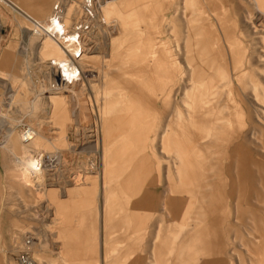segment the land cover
Listing matches in <instances>:
<instances>
[{
  "label": "rangeland",
  "instance_id": "obj_1",
  "mask_svg": "<svg viewBox=\"0 0 264 264\" xmlns=\"http://www.w3.org/2000/svg\"><path fill=\"white\" fill-rule=\"evenodd\" d=\"M50 1L48 11L30 22L0 1V76L6 87L4 94L0 87V122L8 123H0V143L9 130L20 138L21 130L29 126L56 142L53 149L39 144L30 150L54 152L57 157L47 166L46 185L29 188L20 180L16 161L27 162L28 152L13 148L10 141L0 147V264H19L17 256L27 235L37 243L30 246L34 264H51L50 258L59 264L65 243L78 244L70 252L72 264H264V16L249 0H224L222 8L241 49V66L235 69L222 48L216 19L203 1L205 15L197 25L205 36L202 42L208 44L209 68L201 79L214 84L203 93L210 103L201 108L191 87L192 69L186 65L183 0H171L172 7L169 0H133V6L121 9L115 36L100 13L108 1L104 0L99 9L104 24L100 30L90 25L88 30L94 33L83 42L88 49L87 58L80 61L84 77L65 90H57L58 75L50 69L53 62L35 59L37 45L45 37L34 31L35 21L43 22L59 2L75 22L81 0ZM173 16L180 19L177 42ZM206 24L216 29L219 42L210 43ZM26 26L31 40L21 32ZM6 48L12 56L10 63H4L10 65V73L1 69ZM34 51L37 57L29 54ZM162 51L169 52L166 65L174 79H166ZM105 89L112 93L103 95ZM75 93L93 104L83 121H77L70 100ZM51 95L60 102V110L47 102ZM106 101L114 107L112 117H126L129 122L112 127L120 151L110 174L111 190H122V201L103 225L102 216L108 212H102V133L94 113ZM77 127L80 135L75 133ZM61 130L66 131L67 143L58 140ZM89 144L99 154L88 153ZM78 146L82 149H75ZM176 149L182 156L185 151L190 163L182 175ZM140 193L150 197L151 205L133 206ZM127 196L132 197L129 206ZM166 200L169 215L162 210ZM196 210L205 212L200 220ZM180 223L188 226L173 240L174 253L168 257L167 244ZM201 231L207 240H192ZM187 241L180 261V249ZM83 242L90 248L87 254Z\"/></svg>",
  "mask_w": 264,
  "mask_h": 264
},
{
  "label": "bare ground",
  "instance_id": "obj_2",
  "mask_svg": "<svg viewBox=\"0 0 264 264\" xmlns=\"http://www.w3.org/2000/svg\"><path fill=\"white\" fill-rule=\"evenodd\" d=\"M0 1L5 3L7 6H10L12 10L17 11L19 15H21L25 20L29 22L31 20L27 18L25 14L29 15L31 18H35V16L39 15L38 13L43 12L45 10V8H42V7H37L33 10L16 8L13 4H11L7 0H0ZM103 1L104 0H86V1L81 0L80 12H75V14L73 15L75 22L71 21L72 15L67 16L66 6H64L63 4L59 2L53 4L51 12L49 13L48 17H46V19L43 20V22L35 21L34 31L35 32L41 31L43 35H45V37L47 38L45 39L44 37V40L42 38V40L37 45V54H38L37 59L44 61V60H47L46 57H49L48 58L49 60L50 59L57 60V63H53V65H51L52 71L57 72V75H58L57 77L58 81L56 82V85L60 88L57 90H65L67 88V84L72 85V88L76 87L78 83L82 81V78L84 77V74L82 73L83 69H81L80 61L85 60V57L87 58L86 51L88 49L84 47L83 42L85 41V39L88 38L89 34L91 36V34H93L94 32L91 31L92 28L91 30H85L84 28H82V30L77 31L76 26L81 25V27H83L86 23H89L91 27L96 26L97 29L100 30L102 28L101 26H103L104 24V19L100 16L99 9L101 5L104 3L100 13L105 19H108L107 21L108 28H111V34L114 35L120 24L119 23L120 19L118 17H119V14L121 13V9L123 10L129 9L131 6L134 5L133 0H108L106 2L105 1L103 2ZM183 1H184L183 14L185 15L184 17H186L185 18L186 20L185 50L187 54L186 65L192 69V77H191L190 82H191L192 89L196 90L195 96H196V100L198 101V105L201 108H205L210 103V101L208 100L207 97L203 96V93L206 92L205 90L208 86L212 87L214 82H209V85H207L201 79L204 75H206L207 69L209 68V65L206 64V62L209 59L208 58L209 50L207 49L208 44L206 42H202L203 40H205L204 39L205 36H204V33L200 31L201 27L197 25V23H199L200 20H202V18H204L203 16L205 15V14L203 15V12H205V10L203 9L204 8L203 1L207 2L208 8L206 11H208L209 14L215 17L216 19L215 21L216 26L219 29V33L223 36L224 47L222 48L225 49L226 56L228 59H230L235 69H238L241 66L240 60H238L241 49L238 47L239 45L237 46L239 41L237 42L235 38L236 32L234 31V26H232V23L229 22L228 17L226 16L225 8H222L223 6L222 4L224 0H183ZM249 1H251L255 5V10L257 11V13L259 15L264 16V0H260V1L259 0H249ZM87 3L89 4L88 9L91 11L92 17L87 16L88 12L84 8V6H87ZM35 13H37L38 15ZM172 18H173L172 25L176 33L178 34V38L176 39V42H177L180 40V36H181L180 33H182L179 30L180 19L174 16ZM228 22L231 24L230 27H227ZM203 27L209 30L211 29V27H208L207 24L203 25ZM0 28H1V24H0ZM21 32L23 35H25V33L27 34L26 38H30V40L32 39L29 33L30 30L28 29V26L22 28ZM61 32L62 34H64L65 32V34L62 36ZM210 32H211V35L209 36L212 39L210 43H212L213 41L219 42L220 37L218 33H216V29H211ZM134 34L135 32L133 33V36H135ZM133 36L128 40V42L129 41L131 42V40L133 39ZM246 36L251 37V35L247 33H246ZM63 38H67L66 43L64 42ZM112 41L113 42L115 41L114 37H112ZM253 42L254 41L252 40V44H251L252 48L254 47ZM0 45H1V39H0ZM166 51L161 52L160 58L163 63L162 65L165 67L164 70L167 71L166 79L170 80L173 78V75L169 72L170 67L166 65L169 63V61L166 59L168 58L167 56L169 52H166ZM62 53H64L65 55L64 59L62 57L60 59V55H62ZM3 54L5 57L4 63H8V62L10 63V58L12 56L7 51V48H6V51L3 50ZM222 54L224 56L223 51H222ZM59 60H63V61L58 62ZM197 79H199L198 81L199 83L196 84L195 80ZM10 89L11 88L8 87L6 91V93L9 96H10ZM111 93L112 92L110 90L105 89V91L102 94L109 95ZM262 96H263L262 98L264 99V93ZM55 97L56 96L51 95L46 98H47V102L50 105L54 106V109L58 111L62 107L58 100L52 99ZM10 98H12V95ZM78 98H79L78 93H75V95L72 96L70 100L74 101V104H75V105L73 104L74 108L77 109L75 110L78 113L77 121H83L86 118L85 111L86 110L90 111V108L93 106V104L87 97H83L81 99H78ZM145 102H144L145 104L144 106L146 108H151L150 107L151 103L149 102L145 103ZM109 103H107L106 101V104H103V106H101L100 112L97 113L95 111L94 113L95 123H97L98 130L100 128V133H102L101 157L103 159V165H104V169L102 172L104 183L102 184V186H103V189H105V193H103V197H102L103 198L102 212L103 210H107L109 214L108 215L104 212L105 214L104 215L102 213L103 214L102 216L103 225H105L111 220L110 213L113 211L115 206H119V203H121L122 201V197H121L122 190L120 189L118 190L117 188L111 190L112 189L111 186L113 184V181H112L113 177L110 176V174L113 172L112 170L114 167L113 164L115 162V158L118 156V153L120 151V149H118L119 147L116 148L114 145L115 140H113V138L116 133H114V130L112 129V127L114 128L119 125H125L129 122L128 118L126 117H118V116L112 117L113 115L111 113H113L114 107H112L113 105ZM3 122H5V126L8 124L7 121H3ZM3 122L2 123L0 122V123L3 124ZM78 129L79 128L77 127V129L75 130V133L80 135ZM65 132L66 131L61 130V132L59 133L60 137L58 140L67 143L68 139H67V135L65 134ZM208 136H211V133L208 132ZM163 139L164 141H166L167 134L164 133ZM6 141L7 142L10 141L12 147L17 149L18 151L20 150L27 151L28 152L27 157H31L29 158L27 162H23V161L19 162L18 160H16L17 163H19V165L21 166L20 180L22 181V183L25 184L29 188L32 186L35 188H38L40 186H45L46 184L44 182H45L46 171L48 170L47 166H52L53 162L56 160L57 157L54 152L53 153L33 152L32 150H30V147H37V145L39 144L41 145L46 144V146L53 149V148H56L55 147L56 142L54 141L52 142L51 140L46 138L43 134L39 133L37 130L29 126H26V128L21 130L20 138L19 137L17 138V135L13 134L12 130H9L6 134V138L4 139V141L0 143L1 148H4L3 144ZM75 141L77 142L78 139ZM112 148H114V150H112ZM75 149L81 150L82 148L78 146ZM87 152L88 153L93 152L95 154H99L98 150L95 147H93L91 144L88 145ZM186 156L187 155L185 151H184L183 156L182 154H180V152H178V150H177V153L175 154L177 162L180 164L178 168V175H182L183 172L184 171L186 172L188 170V167L190 166V163L186 162ZM138 196L139 198L136 199L133 203L131 202L132 197L127 196L124 200L125 204L128 205L129 203H132L134 207L139 206V205H141V207H148V204H150V202L148 201L150 200V197H148L146 194H141V193L138 194ZM170 200L171 198L169 199V201ZM166 203H168L167 200L163 202L162 210L165 211L167 215H169L170 210L167 208ZM120 208H122V205ZM185 212L189 214L188 211H185ZM194 214H196V216H198L197 219L200 220L205 214V212L204 211L202 212V210L200 211L196 210ZM130 218L131 217L128 216L127 218L128 223H130ZM187 226L188 224L184 225L181 223L178 225L177 233L171 239L172 242L167 244L168 257L170 254L174 253V252L172 253V251H174L175 249L174 241L177 239L178 235H180L182 232H185V229ZM192 240H197L198 242L201 243L207 240V237L205 233H202L201 231V233H199L198 235L193 236ZM188 242L189 241L185 242V245L180 249L179 258H178L180 261L183 260V255L186 249L188 248ZM103 243H107L105 238H104ZM36 244H37L36 242H32L30 245L31 248L34 247ZM75 246L78 247V244L76 243H72V244L65 243L64 244V249L63 251L60 252L59 254L60 257L57 258L59 264H72L69 262L70 261L69 256H70L71 251H75L78 249V248L76 249ZM82 247H84L85 249V254L90 252V248L86 247V242H83ZM53 261L54 260L50 258L49 263L52 264Z\"/></svg>",
  "mask_w": 264,
  "mask_h": 264
},
{
  "label": "crops",
  "instance_id": "obj_3",
  "mask_svg": "<svg viewBox=\"0 0 264 264\" xmlns=\"http://www.w3.org/2000/svg\"><path fill=\"white\" fill-rule=\"evenodd\" d=\"M7 1H9L11 4H13L16 8H22V9H30V10H33V9H35V8H37V7H42V8H45V9H47L46 10V12L48 11V9H49V7L51 6L50 5V3H51V1L50 0H7ZM59 1V0H58ZM61 1V0H60ZM170 2H169V4H170V7H172V1L171 0H169ZM46 12H45V15H46ZM35 14H37V13H35ZM39 14V15H38ZM37 15L38 16H40V15H42L43 14V12H40V13H38ZM26 16H27V18H29V19H32L29 15H27V14H25ZM44 16V15H43ZM42 16V17H43ZM29 54H35L36 55V57H37V54H36V52L34 51L33 53H29ZM47 58V60L46 61H51V62H53V63H55V60L54 59H48L49 57H46ZM36 60H37V58H35ZM45 61V62H46ZM53 63H51V64H53ZM9 68H10V65L7 67L5 64H4V62H3V66H2V70L3 71H6V72H9L10 73V71L11 70H9ZM51 69V68H50ZM27 71H30V70H28V69H26ZM52 70V69H51ZM175 77H174V75H173V78L172 79H174ZM1 80H2V77L0 76V87L2 88V89H4V91H3V94L5 93V90H6V87H4V85H1ZM3 94H2V96H3ZM3 151H5V149H2L1 150V152H3ZM4 153V152H3ZM170 198H172V197H170ZM170 198H168V200L170 199ZM168 200H167V202H168Z\"/></svg>",
  "mask_w": 264,
  "mask_h": 264
},
{
  "label": "built area",
  "instance_id": "obj_4",
  "mask_svg": "<svg viewBox=\"0 0 264 264\" xmlns=\"http://www.w3.org/2000/svg\"><path fill=\"white\" fill-rule=\"evenodd\" d=\"M88 5L89 4L87 3V6H84V8L88 12V15L87 16H89V17L91 16L92 17L91 11L88 9L89 8ZM84 14H85V12H84ZM82 28H84L85 30H88L90 28V24L89 23H86L83 27H81V25L76 26V30L77 31L82 30ZM64 34H65V32H64ZM64 34H62V32H61V35L62 36ZM63 39H64V42L66 43V39L67 38H63ZM32 240H33V238L30 237V236H28V235L23 240V244H22V249L23 250L17 256V260H18L19 264H34L35 263L34 262V259L32 258V255H31V248H30V245L32 243Z\"/></svg>",
  "mask_w": 264,
  "mask_h": 264
}]
</instances>
